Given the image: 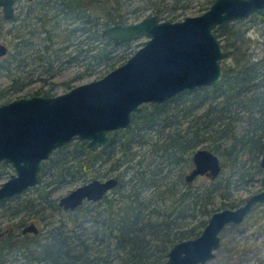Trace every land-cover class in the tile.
Instances as JSON below:
<instances>
[{
    "label": "trees",
    "instance_id": "16d2710c",
    "mask_svg": "<svg viewBox=\"0 0 264 264\" xmlns=\"http://www.w3.org/2000/svg\"><path fill=\"white\" fill-rule=\"evenodd\" d=\"M149 1L159 18L177 20L179 17L176 8L182 7V0ZM61 2L62 12L75 11L80 12V15L88 12L77 17L86 23L85 28L93 32V43L96 39L104 38L106 26L117 22L128 23L143 12L138 7L131 14L125 13V8L130 5L129 0ZM258 15H262V10L254 14L255 17ZM0 17L4 18L2 11ZM87 23L91 26L88 27ZM229 23L227 20L214 28L215 34L224 40L225 52L222 58L224 76L218 84L186 89L164 103H145L142 112L133 113L132 125L122 129L125 134H120L122 130H115L111 135V144L103 146L108 149L119 142L126 149L125 154H128L132 149V141L152 143V137H145L147 131H154L161 124L165 125L164 128L173 127L171 118L174 115L171 114L170 101L193 94L199 99L198 104L194 110L190 108L184 113L183 121L180 120L189 121L188 127L165 132L161 135V143L153 142L158 155L154 167H145V159H141L129 179H125L129 169L121 172L118 175L120 182L114 187L113 195L106 194L99 201H85L75 209L76 228L72 230L60 227L58 231L52 230L44 239L39 238L38 233H24L21 228L9 230L0 242V264H8L11 252L22 253L24 264H41L43 261L52 264H161L175 243L200 234L208 218L217 210L213 206V196L223 187L216 185L200 189L186 180L185 169L193 161L189 156L194 148L209 141L207 147L220 155L222 166L227 165V160L236 164L241 178L248 174L244 168L248 158L257 161L264 154V55L256 57L248 53L246 48L243 51L241 48L245 41L238 38L231 40L236 34L229 29ZM89 50L96 52L90 55ZM113 51V48H106L102 43H94L91 48H80L76 56L85 54V65L88 64L91 69L89 72L103 64L109 65L111 70L128 58L122 54L116 60ZM91 56L93 59L90 60ZM83 74L86 76L87 72ZM53 89L51 87L45 92L39 90L37 94L52 95ZM201 106L205 108L202 115L189 117ZM241 121L247 128L238 132ZM72 143L54 151L45 161L43 174L52 168L69 171L77 165L73 163L67 167L68 160L63 157V154L68 156ZM75 151H78L76 157H80L77 166L86 170L93 160L103 155L98 154V149L90 150L85 140H78ZM113 152L110 151V155ZM85 154L89 155L88 160L83 158ZM177 166L182 169L173 176L171 171ZM261 170H264L261 163L257 164L256 173ZM222 195L226 197L224 193ZM224 201L223 208L239 205L236 201ZM96 203L107 205L105 210L95 215L96 227L91 230L80 219L83 214L91 215V207ZM249 217L250 214L243 222L246 223ZM21 222L23 225L26 221Z\"/></svg>",
    "mask_w": 264,
    "mask_h": 264
},
{
    "label": "water",
    "instance_id": "95a60500",
    "mask_svg": "<svg viewBox=\"0 0 264 264\" xmlns=\"http://www.w3.org/2000/svg\"><path fill=\"white\" fill-rule=\"evenodd\" d=\"M14 2L0 0L8 20L16 15ZM259 10H264V0H214L204 13L183 20L149 14L138 22L106 26V48L143 35L148 41L98 79L64 93L18 97L0 105V162L11 163L16 170L0 185V201L39 185L45 161L75 138L87 140L90 150L109 146L112 131L130 127L133 113L142 112L145 103H164L186 89L218 84L224 76L225 52L215 26ZM8 51L0 38V58ZM192 160L194 166L185 176L188 182L201 175L215 178L222 172V160L212 149L196 150ZM118 180L119 176L94 178L62 196L59 205L73 211L86 200H102ZM260 203L264 204V188L244 204L213 211L200 234L175 243L161 264H205L215 259L225 227L243 223ZM23 228L24 233L40 232L34 221ZM2 236L0 232V241Z\"/></svg>",
    "mask_w": 264,
    "mask_h": 264
},
{
    "label": "rangeland",
    "instance_id": "374dc122",
    "mask_svg": "<svg viewBox=\"0 0 264 264\" xmlns=\"http://www.w3.org/2000/svg\"><path fill=\"white\" fill-rule=\"evenodd\" d=\"M212 1L182 0V7L176 8V12L179 13L177 20L204 13L213 3ZM129 2L130 5L125 8V13L131 14L130 12L138 7H141L143 11L138 17L130 19V22H138L145 16L154 14V8L151 7L149 0H129ZM18 4L19 20H7L5 17V19L0 17V37L10 47L8 54L0 59V105L10 102L14 98L33 96L39 90L45 92L51 87L54 88L52 95L64 93L77 84L98 79L108 73L109 65L106 64L89 72L91 69L88 68V64L85 65L87 62L85 54L76 56L80 48H91L94 43L96 45L104 44L106 40L103 35V39H96V42L93 43V32L85 28L86 23L84 24L78 19L79 16L88 14V12H84L82 15L75 11L62 12L61 0H19ZM263 17L264 10H262L261 16L255 17L253 14L228 20L230 22L229 29L236 34L231 40L234 41L235 38H238L241 41L243 39L245 44L241 49L244 51L246 48L248 53H253L256 57L264 55ZM166 19L169 20V18ZM27 22L29 25H26ZM87 25L91 26L90 23ZM222 39L221 37L220 41L224 43ZM147 41L148 36L143 35L138 39L119 44L113 48L114 59H119L122 54L129 58ZM95 52L96 50H89L90 55ZM91 59H93L92 56ZM85 72H87L86 76L83 74ZM198 101L199 99H196L193 94H187L182 99L170 101L171 114L174 115L171 118L173 127L164 128L165 125L161 124L160 128L154 129V131H147L145 137H152V143L141 144L137 140L132 141V149L128 151V154H125L126 149L122 148L119 142L108 149L102 146L98 149V154L103 155L93 160L87 170L82 166H77L80 157H76L78 151L76 152L75 148L79 139L75 138L71 141L72 145L69 146L68 156L63 154V157L66 158L64 160H68L67 167L73 163L77 165L71 167L69 171L52 168L43 174L39 185L0 201V229L21 228L23 230V226L34 221L40 228L39 238L44 239L52 230L58 231L60 227L71 230L76 228V210L72 211L59 205L61 197L94 178L103 180L118 176L126 169L130 171L125 179H129L134 175L135 168L138 167V162L141 159H145V167H154L158 155L155 153L156 147L153 146V142L161 143V135L165 132H175L176 128H187L189 121L181 122L184 120V113L190 108L194 110ZM204 110L205 108L201 106L189 117L200 116ZM245 126L247 125L244 122H239L237 131H242ZM120 134H125V131L122 130ZM85 141L88 144V141ZM208 142L200 143L189 157L192 159L194 152L200 148L209 149ZM110 151H114L113 154L110 155ZM263 155L257 161L251 157L248 158L244 165L248 174L244 178H241L237 165L227 160V165L222 166V172L216 178L203 175L191 182L195 188L200 189L216 185L223 187L213 196V206L217 210L223 208L224 200L236 201L239 205L244 204L250 195L264 188V170L256 173V166L261 163ZM83 158L88 160L89 155L85 154ZM167 164L168 162L165 163V165ZM193 165L194 161L187 165L185 174L190 172ZM181 169L182 167L177 166L171 173L176 176ZM15 172V167L11 163L0 162V185ZM112 191L110 190L108 194L113 195ZM106 205V203L94 204L89 213L91 215L88 216L81 213L80 220L83 225L89 226L91 230L95 229V215L105 210ZM21 221L26 222L22 225ZM247 222L226 226L222 232L223 245L216 252V258L205 264H264V204H258L252 209ZM21 257L22 253L11 252L8 255V264H24L25 260Z\"/></svg>",
    "mask_w": 264,
    "mask_h": 264
},
{
    "label": "flooded vegetation",
    "instance_id": "af4514ba",
    "mask_svg": "<svg viewBox=\"0 0 264 264\" xmlns=\"http://www.w3.org/2000/svg\"><path fill=\"white\" fill-rule=\"evenodd\" d=\"M18 1L19 0H15V2H14V4H15V17L14 18H12V19H10V20H19L20 19V14H19V4H18ZM0 11H2V15H3V7L2 6H0ZM4 17H5V15H4ZM6 18V17H5ZM7 19V18H6ZM8 20V19H7ZM26 25H29V22H27L26 23ZM18 27H19V25H17ZM20 29V28H19ZM1 38V37H0ZM2 40V39H1ZM2 42H4V41H2ZM5 43V42H4ZM9 50H10V47H9ZM9 52V51H8ZM8 54V53H7ZM6 54V55H7ZM3 56H5V55H3ZM3 56H1V57H3ZM1 59V58H0ZM201 176H203V175H201ZM200 176V177H201ZM207 176V175H206ZM119 180H120V177H119ZM118 180V181H119ZM120 182V181H119ZM119 182H118V184H119ZM117 184V185H118ZM116 185V186H117ZM116 186H114V187H116ZM114 189V188H113ZM113 189H111V190H113ZM108 194V193H107ZM86 201H88V200H86ZM99 201V200H98ZM24 229V228H23ZM9 230H11L10 228L9 229H6V230H3V229H0V232H3V236L6 234V233H8L9 232ZM13 230V229H12ZM34 233V232H33ZM37 234V233H36ZM3 236H2V238H3ZM1 238V239H2ZM1 242V241H0ZM43 262H45V261H43ZM50 262V261H49ZM42 264V263H41ZM52 264V263H51Z\"/></svg>",
    "mask_w": 264,
    "mask_h": 264
}]
</instances>
